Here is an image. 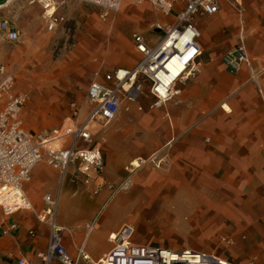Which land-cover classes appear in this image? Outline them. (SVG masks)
I'll return each instance as SVG.
<instances>
[{
	"label": "crops",
	"instance_id": "crops-1",
	"mask_svg": "<svg viewBox=\"0 0 264 264\" xmlns=\"http://www.w3.org/2000/svg\"><path fill=\"white\" fill-rule=\"evenodd\" d=\"M53 1L58 9L65 0ZM241 6L239 15L221 0L216 14H196L197 23L191 18L201 51L194 73L175 84L178 94L161 107L146 113L142 105L130 104L128 112L120 107L102 133L100 173L91 172L86 178L77 172V164H70L61 177L46 162L32 169L23 191L35 211L42 208L44 194L58 195L56 222L64 228L62 242L74 264H101L111 248L109 235L125 225L134 230L133 243L159 246L142 222L154 202L183 204L184 212L195 220L194 227L213 245L161 247L215 251L233 263L254 259L255 264H264V0H241ZM120 10L124 11L119 16L144 27L124 38L112 26L108 44L96 52L92 80L103 82L105 71L133 69L141 60L133 34H141L148 46H154L163 31L153 27L174 26L179 7L164 14L147 1L123 0ZM13 25L21 37L24 27ZM145 31L161 32V37L151 45ZM237 45L244 46L252 59L251 68L258 72L254 80L247 66L232 74L222 64L223 54ZM65 65L76 66L73 62ZM77 147L88 146L78 142ZM162 150L167 156L162 169L141 168L140 164L128 191H110L128 177L126 168L132 162H143ZM115 198L119 207L128 209L127 219L107 225L102 234L104 247L94 252L88 239L100 228L102 209ZM137 228L146 231L136 240ZM228 238L231 241H225ZM48 240V226L39 223L33 212L18 210L5 216L0 210V264H16L19 259L41 264L38 254L45 252ZM48 264L60 263L51 260Z\"/></svg>",
	"mask_w": 264,
	"mask_h": 264
},
{
	"label": "built area",
	"instance_id": "built-area-1",
	"mask_svg": "<svg viewBox=\"0 0 264 264\" xmlns=\"http://www.w3.org/2000/svg\"><path fill=\"white\" fill-rule=\"evenodd\" d=\"M33 1L40 3L43 8L42 17L47 31H55L64 23V16L57 13L58 5L53 0ZM83 1L105 13L119 11L123 2V0ZM135 1H147L164 14H169L173 8L179 7L177 22L174 26L157 24L153 27L155 30L163 31V36L154 46H148L141 34H133L135 48L141 54V60L131 70L116 69L106 73L103 82L95 77L89 83L86 92L89 110L83 122L70 119V123L51 129L47 133H32L26 130L21 115L26 97L15 91L14 77L0 64V210L5 216H10L18 210H29L34 213L39 223L48 226L47 249L38 254L41 264H48L51 260H57L60 264H74V261L62 242L64 228L56 222L58 195L44 194L42 208L35 211L23 191V184L29 180L32 169L38 163L46 162L58 170L61 177L65 175L70 164H77V172L86 178L91 172L100 173L102 163L99 150L77 147L78 142L84 144L91 142L93 134L90 131V124L105 126L111 123L120 110L122 97L129 101L136 98L139 90L136 84L139 78L148 83L150 108L160 107L177 95L175 84L180 79L170 77L169 82L164 83L159 78L163 70L171 76L166 65L177 51V40L174 37L183 31L194 29L190 23L194 15L216 14L221 3V0ZM226 1L239 15L242 14L241 0ZM0 37L7 42H17L20 39V32L9 20L0 17ZM197 37L196 32L193 36L194 42L187 41L183 45L185 49L192 48L193 51L192 59L185 68L186 70L190 67L189 71L192 73L195 71L196 58L201 53ZM166 39L168 41L165 43ZM221 61L229 73L235 74L242 66H247L251 69L253 80L258 74L252 70V59L242 45H237L223 54ZM71 113V118H77L78 109L73 104ZM133 234V228L125 225L116 233L109 235L111 248L105 257V260L109 261L108 264H231L215 254L196 250H171L161 246L135 244L132 241ZM16 264L28 263L24 259H19ZM246 264H255V261L250 260Z\"/></svg>",
	"mask_w": 264,
	"mask_h": 264
},
{
	"label": "rangeland",
	"instance_id": "rangeland-1",
	"mask_svg": "<svg viewBox=\"0 0 264 264\" xmlns=\"http://www.w3.org/2000/svg\"><path fill=\"white\" fill-rule=\"evenodd\" d=\"M128 1L130 0H125V2ZM123 11L105 13L83 0H65L57 9V13L64 16V23L57 30L48 32L44 28L43 10L36 1L12 0L0 8L1 18L11 21L18 27H24V34L17 42H7L0 38V64L4 65L14 77L15 91L26 97L21 111L23 122L27 123L26 126L28 125L27 127L24 125L26 129L47 133L51 129L70 123V119L84 121L89 110L86 92L92 80V65L98 62V58L95 57L97 50H102L108 44V35L112 26L114 25V29L124 38H128L138 28L144 27V24L138 25L133 20L119 16ZM175 13L176 11L173 10L172 15ZM198 19L193 17L192 21L197 23ZM200 21L203 20L200 19ZM144 35L153 45L160 39L161 32L145 31ZM119 43L124 45L121 40ZM65 62H73L76 66L72 69L67 66L65 68ZM61 67L64 68L62 72H60ZM107 73L110 72L107 71ZM105 74L106 71L102 72L103 77ZM136 87L139 90L133 101L122 97L120 107L124 111L130 110V104L142 105L144 111L142 113L158 108H150L151 97L145 80L139 78ZM72 104L78 109L77 118H71ZM123 104L125 105L122 107ZM25 115L28 116L29 121H26ZM111 123L105 126L90 124L92 140L85 146L99 150L102 133ZM161 154L163 150L153 154L145 160L141 168L162 169L167 156L165 153L160 156ZM126 172L128 177L123 182L112 186L111 192H125L130 189L131 176L136 169L129 165ZM127 211V208L119 207L117 198L108 202L101 211L99 230L92 234L87 242L92 251L96 252L104 247L102 234L106 226L127 219ZM94 222L90 224L91 227ZM142 222L149 236L159 246L181 244L184 248L213 247L209 239L194 227L195 220L184 212L183 204L175 206L154 202L148 205ZM144 230L136 229V235H138V238L135 236L136 240L140 239L139 236L146 231ZM230 239L225 241H231ZM213 254L218 256L215 251ZM247 262L230 263L246 264Z\"/></svg>",
	"mask_w": 264,
	"mask_h": 264
},
{
	"label": "bare ground",
	"instance_id": "bare-ground-1",
	"mask_svg": "<svg viewBox=\"0 0 264 264\" xmlns=\"http://www.w3.org/2000/svg\"><path fill=\"white\" fill-rule=\"evenodd\" d=\"M7 1H9V0H7ZM7 1L5 2V4L4 3L1 4L0 8L5 6L8 3ZM193 28L194 29H189L187 31H183L180 35L174 37L175 40H177V43H176V50L177 51H176V54H174V56H172V58L170 59V61L166 65V69L170 72L171 76L170 75L168 76L166 71H164V70L161 71L159 74V78L164 83H168L170 77H173L174 79L182 80V79L187 78L189 75L192 74V72L189 71L190 67L186 70H185V68H186V64L192 59L193 51H192V48L185 49L183 47V45L187 41H190L191 43L194 42L193 36L196 34V32L198 34V31L195 29V27H193ZM198 36H199V34H198ZM167 41H168V39H166L164 42L166 43ZM169 41H171V40L169 39ZM191 64L193 65L194 63H191ZM191 64H190V66H191ZM183 70H185V72L181 73ZM124 87H125V89L127 88L126 85ZM144 162L145 161L140 162L139 160L134 161L131 163V166L134 169H137V168H139L140 164H143ZM107 255L105 257H107ZM105 257L103 258L104 261H101V264H102V262L104 264L109 263V261L105 260Z\"/></svg>",
	"mask_w": 264,
	"mask_h": 264
},
{
	"label": "water",
	"instance_id": "water-1",
	"mask_svg": "<svg viewBox=\"0 0 264 264\" xmlns=\"http://www.w3.org/2000/svg\"><path fill=\"white\" fill-rule=\"evenodd\" d=\"M7 0H0V5L5 3Z\"/></svg>",
	"mask_w": 264,
	"mask_h": 264
}]
</instances>
